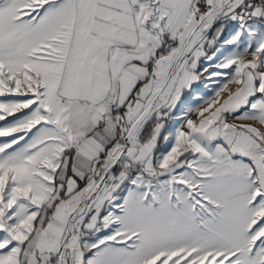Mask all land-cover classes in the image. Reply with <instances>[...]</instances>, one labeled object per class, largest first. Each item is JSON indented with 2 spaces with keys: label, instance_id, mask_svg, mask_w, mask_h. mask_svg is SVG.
<instances>
[{
  "label": "snow or ice",
  "instance_id": "obj_1",
  "mask_svg": "<svg viewBox=\"0 0 264 264\" xmlns=\"http://www.w3.org/2000/svg\"><path fill=\"white\" fill-rule=\"evenodd\" d=\"M0 264H264V0H0Z\"/></svg>",
  "mask_w": 264,
  "mask_h": 264
}]
</instances>
